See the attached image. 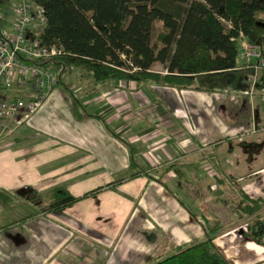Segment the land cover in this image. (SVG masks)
I'll return each mask as SVG.
<instances>
[{
	"label": "crops",
	"instance_id": "0c3cea01",
	"mask_svg": "<svg viewBox=\"0 0 264 264\" xmlns=\"http://www.w3.org/2000/svg\"><path fill=\"white\" fill-rule=\"evenodd\" d=\"M72 69L0 136V264H153L207 238L230 264H264L237 209L264 194L242 144L264 95ZM55 188L99 190L46 211Z\"/></svg>",
	"mask_w": 264,
	"mask_h": 264
},
{
	"label": "trees",
	"instance_id": "16d2710c",
	"mask_svg": "<svg viewBox=\"0 0 264 264\" xmlns=\"http://www.w3.org/2000/svg\"><path fill=\"white\" fill-rule=\"evenodd\" d=\"M44 10L37 37L61 48L51 61L90 76L136 83L153 82L202 91L245 89L248 68L236 63L237 39L257 44L264 56V0H30ZM48 62H46L47 64ZM164 65V73L151 69ZM80 197L51 190L46 211ZM259 200L238 204L247 218L244 236L264 245ZM153 264H229L204 239Z\"/></svg>",
	"mask_w": 264,
	"mask_h": 264
},
{
	"label": "built area",
	"instance_id": "2783aa9c",
	"mask_svg": "<svg viewBox=\"0 0 264 264\" xmlns=\"http://www.w3.org/2000/svg\"><path fill=\"white\" fill-rule=\"evenodd\" d=\"M12 22L0 35V136L12 132L34 113L57 77L46 64L61 48L42 45L37 37L44 10L30 0H16ZM249 69L245 91L264 95V56L257 44L237 39L236 61ZM17 89L16 93L14 92Z\"/></svg>",
	"mask_w": 264,
	"mask_h": 264
},
{
	"label": "rangeland",
	"instance_id": "374dc122",
	"mask_svg": "<svg viewBox=\"0 0 264 264\" xmlns=\"http://www.w3.org/2000/svg\"><path fill=\"white\" fill-rule=\"evenodd\" d=\"M15 1L16 0H0V35L6 29V27H4L5 21L7 19H10L13 17L12 10H13V4ZM47 65L54 72V74L57 77L60 85L63 84L64 77L67 74L69 76H71L72 73L74 72V69H72L71 67H64L58 61H51V62L48 61ZM162 68H164V65L156 63L154 70L162 71ZM230 144L236 145V144H238V142L236 140H234ZM242 144H244V146H248L250 148H252V147L255 148V149H252L254 151L249 152L248 154H245V155L248 156L250 159L252 158V160H253V158L256 159L258 166L251 163V165H249L250 166L249 168H250L252 174H259V177L261 178L262 176H264V126L261 127L257 123H256V129H254L253 126H250L249 127V133H247V135L242 137ZM253 167H258V168H253ZM260 182H261V179H260ZM260 185H261L262 189H264V183L261 182ZM223 186H225V185H223ZM258 200L261 201V203H263L261 205V207L264 210V194ZM213 247L226 260V258H225V257H227L226 253L221 249L219 250V248H216L214 245H213ZM226 261L230 264V262L228 260H226Z\"/></svg>",
	"mask_w": 264,
	"mask_h": 264
}]
</instances>
